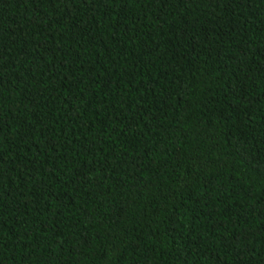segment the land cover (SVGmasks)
Instances as JSON below:
<instances>
[{
	"label": "trees",
	"instance_id": "1",
	"mask_svg": "<svg viewBox=\"0 0 264 264\" xmlns=\"http://www.w3.org/2000/svg\"><path fill=\"white\" fill-rule=\"evenodd\" d=\"M0 264H264V0H0Z\"/></svg>",
	"mask_w": 264,
	"mask_h": 264
}]
</instances>
